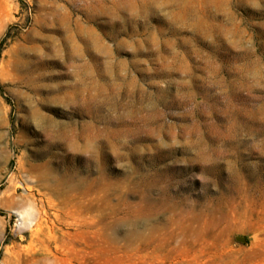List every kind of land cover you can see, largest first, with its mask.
<instances>
[{"label":"rangeland","instance_id":"1","mask_svg":"<svg viewBox=\"0 0 264 264\" xmlns=\"http://www.w3.org/2000/svg\"><path fill=\"white\" fill-rule=\"evenodd\" d=\"M0 264H264V0H0Z\"/></svg>","mask_w":264,"mask_h":264}]
</instances>
